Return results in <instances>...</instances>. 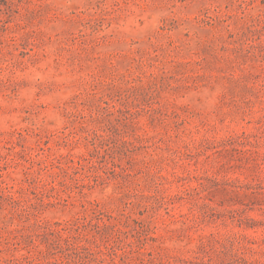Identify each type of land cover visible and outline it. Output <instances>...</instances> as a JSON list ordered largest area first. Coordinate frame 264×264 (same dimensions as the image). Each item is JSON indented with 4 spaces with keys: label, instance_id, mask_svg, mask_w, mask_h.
Wrapping results in <instances>:
<instances>
[{
    "label": "rangeland",
    "instance_id": "1",
    "mask_svg": "<svg viewBox=\"0 0 264 264\" xmlns=\"http://www.w3.org/2000/svg\"><path fill=\"white\" fill-rule=\"evenodd\" d=\"M0 264H264V0H0Z\"/></svg>",
    "mask_w": 264,
    "mask_h": 264
}]
</instances>
